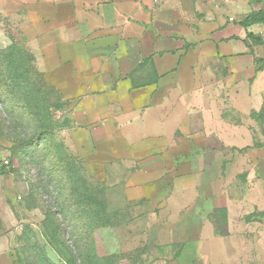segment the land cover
I'll list each match as a JSON object with an SVG mask.
<instances>
[{"label": "crops", "instance_id": "obj_1", "mask_svg": "<svg viewBox=\"0 0 264 264\" xmlns=\"http://www.w3.org/2000/svg\"><path fill=\"white\" fill-rule=\"evenodd\" d=\"M0 10L62 97L67 147L149 208L134 215L144 232L132 240L182 239L185 264H240L245 249L228 241L263 205L248 194L264 192L251 119L264 102V21L241 22L263 16L264 1L0 0Z\"/></svg>", "mask_w": 264, "mask_h": 264}, {"label": "rangeland", "instance_id": "obj_2", "mask_svg": "<svg viewBox=\"0 0 264 264\" xmlns=\"http://www.w3.org/2000/svg\"><path fill=\"white\" fill-rule=\"evenodd\" d=\"M63 104L14 20L0 10V158L9 161L0 167V264L188 262L186 250L175 247L186 243L182 239L158 247L132 240L144 232L132 227L134 215L149 208L134 209L125 190L85 170L65 143L73 125ZM251 119L264 147V102ZM248 200L263 205L240 228L236 223L241 238L228 243L246 250L235 257L240 264H264V192L249 193ZM220 219L224 227L226 219Z\"/></svg>", "mask_w": 264, "mask_h": 264}, {"label": "trees", "instance_id": "obj_3", "mask_svg": "<svg viewBox=\"0 0 264 264\" xmlns=\"http://www.w3.org/2000/svg\"><path fill=\"white\" fill-rule=\"evenodd\" d=\"M264 21V15L260 16V12L259 13H253L250 14L248 17H246L242 22L241 25L245 28L248 29L249 27H251L252 25L258 24V23H262ZM247 37H250L252 39H257L252 33H247ZM258 42H260L259 39H257ZM258 62H264V60L262 61H258ZM261 68H259L260 70ZM5 168V167H2Z\"/></svg>", "mask_w": 264, "mask_h": 264}, {"label": "built area", "instance_id": "obj_4", "mask_svg": "<svg viewBox=\"0 0 264 264\" xmlns=\"http://www.w3.org/2000/svg\"><path fill=\"white\" fill-rule=\"evenodd\" d=\"M9 161L7 159L0 158V167H8Z\"/></svg>", "mask_w": 264, "mask_h": 264}]
</instances>
